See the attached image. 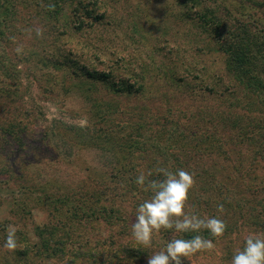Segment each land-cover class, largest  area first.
Masks as SVG:
<instances>
[{
	"label": "rangeland",
	"instance_id": "rangeland-1",
	"mask_svg": "<svg viewBox=\"0 0 264 264\" xmlns=\"http://www.w3.org/2000/svg\"><path fill=\"white\" fill-rule=\"evenodd\" d=\"M205 7L264 30V0H0V264H147L126 249L151 192L122 188L132 184L119 180L120 144L137 177L151 180L157 162L194 173L190 213L198 193L220 197V182L233 200L264 201V151L252 161L259 146L233 139L240 126H264V103L227 70L214 25L197 20ZM208 145L218 151L197 148ZM78 203L114 212L82 219ZM259 211L226 217L235 228L184 264H231L247 235L264 236ZM9 226L15 251L4 248ZM177 235L161 230L149 255Z\"/></svg>",
	"mask_w": 264,
	"mask_h": 264
},
{
	"label": "trees",
	"instance_id": "trees-1",
	"mask_svg": "<svg viewBox=\"0 0 264 264\" xmlns=\"http://www.w3.org/2000/svg\"><path fill=\"white\" fill-rule=\"evenodd\" d=\"M7 13H10L7 11ZM197 20L204 25V26H212L214 25L212 29L216 32L218 35L219 39V45L220 49L223 51V53L226 55V66L227 70L234 75L240 82H243L246 84V88L248 89L252 95L257 96L258 104L262 105L264 103V30L261 28L254 29L252 21H242V20H237L236 22L230 23L226 19H220L216 15V13L212 10L209 9V7L201 8L198 11V17ZM7 27V26H5ZM4 29L0 31L1 34H3ZM122 85V84H121ZM113 87H116V84L113 85ZM123 87V86H122ZM121 89L125 88H117L116 91H121ZM235 107V106H234ZM233 107V108H234ZM257 108L260 109V107L257 106ZM99 112V109L96 110ZM233 127V125H231ZM234 128H237L234 126ZM245 126H240L238 128V132H243L242 134L237 132V136H235L233 139L237 140V143L241 142V144H244V142H247L249 144L253 143L255 147L259 146L258 150H254L253 154H251L249 157L253 161V156H255L256 153H259V151H264V126L262 125H255V127H248L245 130ZM236 130V129H235ZM24 133L21 132V137L23 138ZM21 138V139H22ZM106 138V137H105ZM80 146H82L81 143H79ZM140 145V144H138ZM142 145V144H141ZM140 146H136L134 148V151L137 149H140ZM120 151L119 155L123 153L124 158L122 156L118 157V162L116 163V168L119 172L120 175V181H125L129 182L132 184V187H122L124 190H128V192H138V185L135 184L136 178H137V172L134 170L132 164L129 163L131 160L130 158H127L128 154L126 155V149L128 147V144L125 146L123 144L119 145ZM215 147V148H214ZM199 150L202 151H218L216 150L217 146H212L208 145L207 147L205 146H197ZM215 149V150H214ZM191 150V149H188ZM128 151V150H127ZM129 156L133 153V150L128 151ZM222 153H225L224 158H229L228 151L223 149ZM11 157V156H10ZM122 159H124L122 161ZM262 160V157L257 160ZM264 161V160H263ZM262 161V162H263ZM261 162V161H260ZM252 162L249 161L247 165H244V174L248 176L249 179L252 174H248V171L252 168ZM163 167L162 162H157L154 166H152V177H150L151 180L153 179H161L162 176L157 175L155 172L156 168ZM165 168L172 170L174 169L173 166L167 165ZM205 173H208V170H205ZM123 174V176H121ZM199 175V173H198ZM203 175V174H202ZM118 181V184L120 185ZM215 191L219 192L220 197L214 196L211 197L209 194H205V197H203L201 194L198 193L196 197L194 196L193 201H192V208L191 211L194 214H197L201 218H204L205 215L203 214L204 212H207L208 217H219L220 219L224 220L227 224V229L224 233L226 235L229 233L230 229H234L237 223L236 219H232L230 222L226 221V217L229 218L233 216H236L237 211L241 213V210L244 208H257L260 209L258 215H264V210H262V206H264V201L259 200L257 201V204L254 203L256 200H248L245 199L244 202H239L238 200H233L231 198L230 192L231 190L229 189L228 186L223 182H220L219 184H215L213 187ZM133 189V190H132ZM142 193V192H141ZM193 194V191H191ZM93 194L96 196V198H100L98 192H93ZM92 194V195H93ZM105 194V193H104ZM89 194L90 197L95 198V196H92ZM127 195V194H126ZM257 196H255L256 198ZM217 198H220L218 201ZM254 198V199H255ZM257 199V198H256ZM17 207L21 208V210L26 214L30 215V210L27 208V204L24 202H16ZM79 205L76 208H83L82 212L78 211L76 208L75 213H78L79 216H82V219L88 218L89 220H96L101 218L100 216L103 215L102 217L107 218L106 213L111 214L114 212V209L111 208L108 210L107 207L105 208H97V207H89V209L85 208L82 203H78ZM218 204H223L225 208L224 214H220L217 211V205ZM82 207H81V206ZM100 211V212H99ZM103 211V213H102ZM247 212H252L253 210H246ZM228 214V215H227ZM113 215V214H111ZM222 216V217H221ZM225 216V219H223ZM253 218L252 214H249V216L246 218L249 223H253L251 219ZM251 221V222H250ZM53 228H56V225H51ZM195 235H202L203 237L207 239H213L217 240L214 237H211L210 233L207 230H202L199 233H178L176 238H181V239H190ZM48 243H62L61 240H58L55 236H51L47 238ZM52 243V244H53ZM105 243H111V240L108 239L107 242ZM44 245V242L42 243ZM110 245V244H109ZM244 245V244H243ZM241 246V248L243 247ZM85 246V245H84ZM61 250V247H58ZM80 248V247H79ZM75 250V249H74ZM129 257H137L138 259L148 257L149 252L152 251L150 248H144L141 245H138L135 240H132L130 243V246L126 249ZM80 252L79 250H75V254L77 252ZM84 254H91L90 251H85ZM141 262V261H140Z\"/></svg>",
	"mask_w": 264,
	"mask_h": 264
},
{
	"label": "clouds",
	"instance_id": "clouds-1",
	"mask_svg": "<svg viewBox=\"0 0 264 264\" xmlns=\"http://www.w3.org/2000/svg\"><path fill=\"white\" fill-rule=\"evenodd\" d=\"M54 9V5H49ZM36 34L42 35V30L37 28ZM16 52L22 53V48L17 47ZM161 179L147 180L141 173L135 183L145 191H150L149 199L144 200L136 209L135 220L132 224V236L138 245L144 248L152 247L154 235L161 230H174L176 233H199L207 230L211 237L217 240L224 236L227 224L219 217L201 218L190 213L189 197L196 185L195 174L185 169L175 172L159 167L155 169ZM152 172L148 173L151 176ZM147 180V183H146ZM217 211L224 214L223 204L217 205ZM244 245L234 253L231 264H264V236L249 234ZM213 239L202 235H195L190 239L173 238L165 247L148 256L147 264H184L185 259H190L197 253L215 250ZM4 248L15 251L18 248L16 229L9 226Z\"/></svg>",
	"mask_w": 264,
	"mask_h": 264
}]
</instances>
